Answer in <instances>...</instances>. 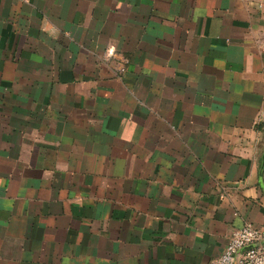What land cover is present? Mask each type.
<instances>
[{"label":"crops","instance_id":"crops-1","mask_svg":"<svg viewBox=\"0 0 264 264\" xmlns=\"http://www.w3.org/2000/svg\"><path fill=\"white\" fill-rule=\"evenodd\" d=\"M264 225V0H0V264H213Z\"/></svg>","mask_w":264,"mask_h":264},{"label":"built area","instance_id":"built-area-1","mask_svg":"<svg viewBox=\"0 0 264 264\" xmlns=\"http://www.w3.org/2000/svg\"><path fill=\"white\" fill-rule=\"evenodd\" d=\"M213 264H264V225L247 222L235 230Z\"/></svg>","mask_w":264,"mask_h":264}]
</instances>
